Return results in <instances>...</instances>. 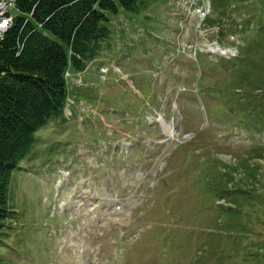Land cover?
I'll return each instance as SVG.
<instances>
[{"label": "rangeland", "instance_id": "rangeland-1", "mask_svg": "<svg viewBox=\"0 0 264 264\" xmlns=\"http://www.w3.org/2000/svg\"><path fill=\"white\" fill-rule=\"evenodd\" d=\"M110 15L12 172L0 264H264V106L247 82L264 76V0Z\"/></svg>", "mask_w": 264, "mask_h": 264}, {"label": "trees", "instance_id": "trees-1", "mask_svg": "<svg viewBox=\"0 0 264 264\" xmlns=\"http://www.w3.org/2000/svg\"><path fill=\"white\" fill-rule=\"evenodd\" d=\"M147 1L17 0L14 21L0 38V227L13 212L12 172L28 156L34 132L65 113L66 70L84 69L100 51L111 34L110 13L139 11ZM247 82L257 90L247 91L250 98L264 106V76Z\"/></svg>", "mask_w": 264, "mask_h": 264}, {"label": "bare ground", "instance_id": "bare-ground-1", "mask_svg": "<svg viewBox=\"0 0 264 264\" xmlns=\"http://www.w3.org/2000/svg\"><path fill=\"white\" fill-rule=\"evenodd\" d=\"M16 0H10V7L15 4ZM203 15V14H202ZM12 17L13 15L11 14V17H10V12L9 10H2L1 11V19H8V21L6 22L5 26H3V28L1 29V32H0V38L3 37V34L7 31V29L11 26L12 24ZM222 48V47H221ZM232 49V48H231ZM231 54V53H230ZM121 214V212H120Z\"/></svg>", "mask_w": 264, "mask_h": 264}, {"label": "built area", "instance_id": "built-area-1", "mask_svg": "<svg viewBox=\"0 0 264 264\" xmlns=\"http://www.w3.org/2000/svg\"><path fill=\"white\" fill-rule=\"evenodd\" d=\"M2 10H10V0H0V32L3 26H5L8 19H1V11ZM11 17V13H10Z\"/></svg>", "mask_w": 264, "mask_h": 264}, {"label": "water", "instance_id": "water-1", "mask_svg": "<svg viewBox=\"0 0 264 264\" xmlns=\"http://www.w3.org/2000/svg\"><path fill=\"white\" fill-rule=\"evenodd\" d=\"M229 53V52H228Z\"/></svg>", "mask_w": 264, "mask_h": 264}]
</instances>
